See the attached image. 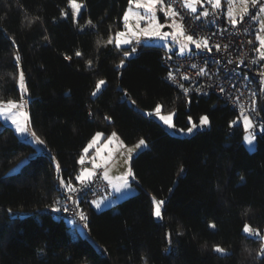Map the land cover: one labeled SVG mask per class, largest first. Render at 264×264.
<instances>
[{
  "label": "trees",
  "instance_id": "obj_1",
  "mask_svg": "<svg viewBox=\"0 0 264 264\" xmlns=\"http://www.w3.org/2000/svg\"><path fill=\"white\" fill-rule=\"evenodd\" d=\"M77 2L84 5L78 23L68 0H0V100L19 99L21 69L30 126L49 148L33 153L0 119V264H264L260 239L242 230L245 223L264 228V132L248 150L238 113L214 94L171 85L164 47L142 44L126 58L108 44L123 28L127 0ZM99 80L106 84L94 97ZM159 104L174 111L178 127L204 114L210 125L172 133L144 112ZM257 108L264 122V96ZM98 131L125 144L144 137L147 147L131 159L134 194L101 210L80 204L95 245L50 205L63 198L59 177L78 183L83 148ZM151 195L164 199L163 219L154 217Z\"/></svg>",
  "mask_w": 264,
  "mask_h": 264
},
{
  "label": "snow or ice",
  "instance_id": "obj_2",
  "mask_svg": "<svg viewBox=\"0 0 264 264\" xmlns=\"http://www.w3.org/2000/svg\"><path fill=\"white\" fill-rule=\"evenodd\" d=\"M128 2V9L124 11L122 20L124 21V27L126 31H117L115 33L114 38L110 37L107 41L108 44H114L115 48L120 49L122 51L123 57H130L137 52L135 47H131L130 49L123 48L124 45L132 44V39L130 36H144L146 38L152 39H160L163 41H168L171 38V43L178 45L179 54L184 55L186 52L191 51L190 46H194L196 50H206L208 52L212 51V46L209 44V38L204 37L201 39L194 38V35L186 34L184 30V26L182 22L177 21V17H180V21H183V17L180 16V12L174 7L176 0H127ZM184 8L190 10L192 13L197 12V5L202 3H207L211 6L214 10H219L222 5V0H181ZM228 7L226 10V18L232 28H236L237 24H243L245 22V17H248L252 21H256L259 24V30L255 34V40L258 42V46H256L253 50L258 53V59L253 58L251 59L250 63H257L259 61H264V35L260 33L264 32V19H261L264 16V0H225ZM68 4L72 10V18L75 22L78 23L76 18L80 15V10L84 6L82 3H78L77 0H68ZM240 5L239 8V16L235 12L233 5ZM133 7L137 10L143 9V13L140 11L133 12ZM250 9H255V13H252ZM162 13L163 16L159 17L157 13ZM68 12L62 10L61 16L68 18ZM200 15L204 17H208L209 15H214V13H210L207 9H204ZM130 16H134L136 20L135 27L130 25L129 19ZM199 19V16L197 17ZM164 20L162 23L161 21ZM144 22V27H141V22ZM170 21V23L168 22ZM87 24H91L92 21H86ZM165 27L171 29V31H162ZM245 32L248 30L245 29ZM139 42V41H138ZM249 44L252 41H248ZM217 51H220L221 46L219 44L214 45ZM229 45H224V48L227 49ZM171 51V48L169 49ZM82 55L81 52L77 51L75 56L80 57ZM170 58V57H169ZM17 63L20 61V57L16 56L14 58ZM65 59L71 60V57L65 56ZM232 63V61H229ZM240 64L244 63V60L241 58L239 60ZM125 64L124 59L120 60V64L117 66L118 68H122ZM89 67H91V61L88 62ZM192 67H196V65H192ZM261 68H264V64L261 65ZM201 75H206L204 69L200 70ZM260 81H259V93L264 94V71L259 72ZM168 78H173V73L171 71L168 72ZM247 75H245L244 79H247ZM184 79H188L187 76ZM18 87L22 89V93L20 95L19 100L7 99L6 101L0 100V116H2L5 120L10 121L12 125L15 126V133L19 135H23L29 138L30 143L34 145H45V141L41 139V137L36 133V131L32 130L29 131L28 123H30L27 113L20 111L23 108V101H24V93L27 92V86L25 82V75L22 70L19 71L18 76ZM106 84L105 80H99L95 84V88L92 91L91 95L96 96L102 89V86ZM179 87L184 90V93L187 94L189 89L185 88L184 85L181 83ZM224 91L223 88L220 89ZM195 91L199 92L200 89L197 88ZM127 95V94H126ZM239 97H236V102H239ZM257 101H258V93L253 91L251 92L250 97V105H251V112L255 113L256 115L259 114L257 108ZM135 104V101H132ZM161 105H156L153 111L147 112L146 115L149 116H156L160 121L163 122L164 125L168 126L171 129H175L180 133L187 132L191 134L194 129L198 127H204L209 124V118L207 115H203L199 119V124L193 122L192 117H188L189 127L187 128H177L176 124L174 123L173 117L175 113H169L167 115L161 114ZM241 109H243V105H240ZM91 115V113H90ZM241 117L243 119L245 130L255 127H260L262 131H264V126L255 125L253 120L250 119L248 115H245L243 111L241 112ZM105 119H110L105 117ZM235 121L233 122V124ZM231 126V125H230ZM105 140V148L108 147L109 144L113 142L114 139L119 140L117 133L112 132L110 136L104 137L103 132H96L94 135L91 136V139L88 141L87 146L83 148V153H88L89 150L93 147V145L97 144L101 139ZM245 141L251 145L255 139L253 134L246 135L244 137ZM121 146H124V142L119 140ZM135 149H141L142 147H147V142L144 138H141L138 143L135 144ZM129 153L133 151V149H128ZM97 156H99V151L97 152ZM132 157L129 156V161H131ZM53 163L57 171H60V164L56 161L55 157H52ZM79 163L83 165L85 163L84 156L81 155L79 159ZM104 164L107 163L105 160ZM103 164L97 163L96 159L93 158L92 160V168H83L79 172V174L75 175L74 179L79 183L81 186L77 188L73 183L72 179H65L63 177H59V186L68 194L66 196V200L71 202L74 208H70L69 206L64 205L62 208L57 207L55 205L59 204V200L55 201L53 205H50L52 211L54 212H65L68 213L73 211V214L78 217L80 222L83 223V227L87 228L88 224L86 221L88 220V216L80 208L79 199L76 197V193L83 190V188L88 187V185L92 182L93 178L96 176L95 169L101 168ZM181 171L183 169L181 168ZM102 177L105 181L111 185L115 191L121 192L122 190H129L131 188V181L136 180V175L133 172L131 166H129L126 171L116 177L115 179L118 181L117 183L113 184L112 179L109 178L108 171L105 170L102 173ZM102 201H94V207L99 209L102 206ZM165 204L164 200L157 199L155 196L152 197V205H153V215L158 219H163V205ZM75 223V221H74ZM211 227H215V225H211ZM243 232L247 234L254 235L258 237L261 241V247L257 252L258 256H264V234H262L259 228H253L250 224L245 223L243 225ZM166 239L171 243V236L172 233L168 232L165 234ZM214 251L223 253L225 250L220 246H215ZM147 264V262H145Z\"/></svg>",
  "mask_w": 264,
  "mask_h": 264
},
{
  "label": "built area",
  "instance_id": "obj_3",
  "mask_svg": "<svg viewBox=\"0 0 264 264\" xmlns=\"http://www.w3.org/2000/svg\"><path fill=\"white\" fill-rule=\"evenodd\" d=\"M174 7L180 12V16L183 17V21H180V17H177L178 22H182L184 30L187 34L194 35V38L201 39L204 37L209 38V44L212 46V51L196 50L194 46L190 47L191 51L186 52L184 55H180L178 51H170L165 49L162 51L161 63L167 68L168 72L173 73V78L166 79L171 85L177 87L179 90L184 91L179 87V84H183L185 88L189 89L188 93L198 94H214L219 97L225 104H227L236 113L241 115V112L245 115H249L255 125L264 126V122L260 115H256L251 112L250 97L251 92L258 93V97L264 96L259 93V72L264 71L261 65L264 61H259L255 64L250 63L251 59L256 58L254 48L250 36L254 32V21L245 17L243 24H237L236 28H232L226 18V14L223 8L214 10L211 6L208 7L210 13L204 17L200 15V12L192 13L190 10L184 8L181 0H176ZM252 13L255 9H250ZM199 16V19L197 17ZM248 31L245 32L244 30ZM219 44L221 46L220 51H217L214 45ZM229 45L227 49L224 45ZM170 57V58H169ZM244 60L243 64L239 63L240 59ZM232 61V63H229ZM196 65V67H192ZM204 69L206 75H201L200 70ZM247 75V79H244ZM187 76L188 79H184ZM197 88L199 92L195 91ZM223 88L224 91L220 89ZM236 97H239V102H236ZM240 105H243L241 109ZM254 136L262 134L264 131L260 127L250 128L247 130ZM91 163L85 160L81 168L90 166ZM96 176L88 187L83 188L82 191L76 193V197L79 199L80 204L90 202L94 198L107 194L110 191L109 184L105 181L101 172L102 169L95 170ZM77 188L81 186L79 183L75 184ZM68 194L64 191L63 198L57 204V207H63L67 204L70 208H74L71 202L66 200ZM57 217H71L75 221H79L78 217L73 214V211L65 213L54 212ZM80 222V221H79ZM82 224L84 222H81Z\"/></svg>",
  "mask_w": 264,
  "mask_h": 264
},
{
  "label": "rangeland",
  "instance_id": "obj_4",
  "mask_svg": "<svg viewBox=\"0 0 264 264\" xmlns=\"http://www.w3.org/2000/svg\"><path fill=\"white\" fill-rule=\"evenodd\" d=\"M210 5H208L206 2L205 3H202L200 5H197V12H202L204 9H208ZM129 5L127 6V8L125 9V11L128 9ZM227 3L225 2V0H222V5H221V8L224 9L225 11V14H226V10H227ZM234 9H235V12L237 14V16L239 15V8H240V5H233ZM135 11H140L141 13H143V9H140V10H137L133 7V12ZM256 11V10H255ZM255 13V12H254ZM158 16L160 15H163L162 13H157ZM261 19H264V16L261 17ZM162 23L164 21H161ZM170 23V21H168ZM130 25H132L133 27H135V24H136V20H135V17L134 16H130V19H129V22H128ZM141 27H144V22L142 21L141 24H140ZM259 30V24L254 21V32H253V37L251 38V41H252V45H253V48H255L256 46H258V42L255 40V34L256 32ZM117 31H126L125 27H124V21H123V28L122 29H118L114 32V34L112 35V38H114L115 36V33ZM162 31H171V29L169 28H166V29H162ZM186 32V31H185ZM187 34V33H186ZM261 35H264V32L260 33ZM130 38L132 39V44L130 45H124L123 48H127V49H130L131 47H135L136 49L138 48L139 45L141 44H149V45H157V46H161V47H164L165 49H170L171 50H174L176 49L178 52H179V49H178V45L176 44H172L171 43V38H169L168 41H163V40H160V39H156V38H152V39H149V38H146L144 36H130ZM139 41V42H138ZM192 47V46H190ZM255 52V51H254ZM134 55V54H133ZM255 55L256 57H258V53L255 52ZM128 58V57H126ZM21 70V69H20ZM25 75V74H24ZM20 95L22 93V89H20ZM20 98V97H19ZM16 100H19V99H16ZM6 101V100H4ZM28 92L24 93V101H23V108L20 109V111H23L25 113H27L28 115V118H29V112H28ZM131 103V100L129 101ZM161 105V104H159ZM162 106V105H161ZM135 108H137V106H135ZM153 111V110H152ZM145 113L147 112H150V111H144ZM169 113H174V111H163L162 107H161V114L163 115H167ZM206 115V114H204ZM203 116V115H202ZM249 116V115H248ZM153 118H155L156 120H158L160 123L163 124L162 121H160L156 116L152 115ZM250 117V116H249ZM0 119L1 121L4 123V124H7L9 126H11L15 132V126L11 124L10 121H7L5 120L2 116H0ZM200 119V118H199ZM199 119L197 121L193 120V122L199 124ZM251 119V118H250ZM173 120H174V117H173ZM238 120H240L242 122V127H243V130H244V133H243V137H242V141L245 145V147L252 151L254 150L255 146H256V140L254 139L253 143L251 145H249L244 137L246 135H249L251 134L250 132L246 131L245 130V127H244V123H243V119L241 117V115L238 117ZM30 121V119H29ZM164 125V124H163ZM210 125V122L207 126H204V127H198L196 129L193 130L192 133H194L195 131L197 130H201V129H205L207 127H209ZM28 129L29 131H32V128L30 126V123H28ZM170 132L172 133H175V134H180V135H191L187 132H184V133H180L178 131H176L175 129H171L169 128L168 126L164 125ZM189 123L186 127H178L177 128H187L189 127ZM17 134V133H16ZM18 137L21 139V140H25L27 142H30L29 138L26 137V136H23V135H19L17 134ZM118 136V135H117ZM119 137V136H118ZM141 138H144V137H140L139 139H137L135 142L131 143V144H125L124 143V146H121L120 143H119V140H121V138L119 137V140L118 142H116L115 140H113V142L111 144L108 145L107 148H105V142L103 144H101L99 147L98 145H93L95 147L94 149V152L92 149H90L89 151H92L90 154H96L97 156V152L99 151V156H97V159L98 160H103V161H108L110 162L109 165L107 166V168L105 170L108 171V174H109V178L112 179L113 181V184L117 183L118 181L115 179L116 177L122 175L126 169L131 166V161H129V156L131 155V157H133L138 151H140L141 149H143L144 147H142L141 149H135V144L138 143V141L141 139ZM145 139V138H144ZM146 140V139H145ZM147 142V141H146ZM32 144V143H31ZM33 147H34V152L33 153H39V152H42V151H47L49 150L48 146L45 144L43 146H40V145H34L32 144ZM87 146V145H86ZM131 148L133 149V151L131 153H129L128 149ZM84 154H87V153H84ZM91 155V157L94 158V155ZM88 156V155H87ZM95 156V157H96ZM28 158V156H24L22 157L18 163H16L13 167H11V170H14L18 167V165L26 160ZM103 158V159H102ZM104 167V165L102 166ZM86 168V167H84ZM105 168V167H104ZM81 169L83 168H80V171ZM104 170V171H105ZM103 171V172H104ZM102 172V173H103ZM136 183H137V179L135 181H131V188L129 190H122L121 192H112L113 191V187L111 186V191L108 193V194H105V195H102L98 198H95L92 200V203L94 201H102V206L96 210H101L103 208H106V207H109V206H112L114 204H116L118 201L122 200L123 198H126L132 194H134L136 191H137V187H136ZM154 195H151V200H152V197ZM156 197V196H155ZM157 199H161V200H164L162 198H159V197H156ZM152 211H153V205H152ZM155 217V216H154ZM156 218V217H155ZM157 220H160L158 218H156ZM65 221L67 222V224L70 226V230L73 231L74 233L76 234H79L80 236L82 237H87L89 240H91L93 242V244H97L88 234L86 228L83 227V224L79 221H75L73 218L71 217H66L65 218ZM75 221V223H74ZM254 228V227H253ZM262 234H264V228L263 230H261ZM247 234V233H246ZM247 235H250V236H254V235H251V234H247ZM82 264H86V263H82Z\"/></svg>",
  "mask_w": 264,
  "mask_h": 264
},
{
  "label": "crops",
  "instance_id": "obj_5",
  "mask_svg": "<svg viewBox=\"0 0 264 264\" xmlns=\"http://www.w3.org/2000/svg\"><path fill=\"white\" fill-rule=\"evenodd\" d=\"M238 16H239V15H238ZM238 16H237V17H238ZM110 135H111V134H109L108 136H110ZM114 140H115L116 142H118V140H116V139H114ZM104 142H105V140L102 138V139H101L99 142H97V144H95V145H98V147H99V146H100L101 144H103ZM91 149H92L93 152H94L95 147L93 146ZM92 154H93V153H92ZM92 154H88V153H87L88 156L85 155V158H84V159L89 160L90 163H91L90 166L86 167V168H89V169L92 168V160H93V157H91ZM93 155H94V154H93ZM95 156H96V154L94 155V158L96 159V162H97V163H101V164L104 165L105 168H104V167H101V168H102V172H103V171L107 168V166L109 165L110 162L107 161V163L104 164V163H103V162H104L103 160L100 161V160L97 159V156H96V157H95ZM102 159H103V158H102ZM109 186H110V185H109ZM110 187H111V186H110ZM110 191H111V188H110ZM112 192H115V193H116L117 191H115V189L113 188V191H112ZM91 205L93 206L94 209H96V208L94 207V204L92 203V201H91Z\"/></svg>",
  "mask_w": 264,
  "mask_h": 264
},
{
  "label": "clouds",
  "instance_id": "obj_6",
  "mask_svg": "<svg viewBox=\"0 0 264 264\" xmlns=\"http://www.w3.org/2000/svg\"><path fill=\"white\" fill-rule=\"evenodd\" d=\"M141 47H142V44L138 46L137 51L140 50ZM164 50H165V49H164ZM168 50H169V49H168ZM172 51H177V50L174 49V50H172ZM85 160H87V159H85ZM88 161H89V160H88ZM87 167H88V166H87ZM80 168H81V167H80ZM101 169H102V168H101ZM95 170H96V169H95ZM95 170H94V171H95ZM101 176H102V172H101ZM102 178H103V177H102ZM76 184H77V183H76ZM109 188H110V186H109ZM109 192H110V191H109ZM109 192H108V193H109ZM108 193H107V194H108ZM104 195H105V194H104ZM99 197H100V196H99ZM97 198H98V197H97ZM94 199H95V198H94ZM91 201H92V200H91ZM91 201H90V202H91Z\"/></svg>",
  "mask_w": 264,
  "mask_h": 264
},
{
  "label": "water",
  "instance_id": "obj_7",
  "mask_svg": "<svg viewBox=\"0 0 264 264\" xmlns=\"http://www.w3.org/2000/svg\"><path fill=\"white\" fill-rule=\"evenodd\" d=\"M167 27H165L164 29H166Z\"/></svg>",
  "mask_w": 264,
  "mask_h": 264
}]
</instances>
